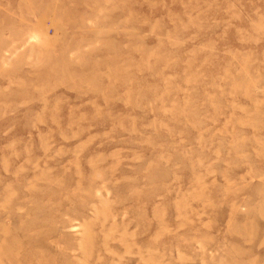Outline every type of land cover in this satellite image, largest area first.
Wrapping results in <instances>:
<instances>
[{
  "label": "rangeland",
  "instance_id": "obj_1",
  "mask_svg": "<svg viewBox=\"0 0 264 264\" xmlns=\"http://www.w3.org/2000/svg\"><path fill=\"white\" fill-rule=\"evenodd\" d=\"M0 264H264V0H0Z\"/></svg>",
  "mask_w": 264,
  "mask_h": 264
}]
</instances>
